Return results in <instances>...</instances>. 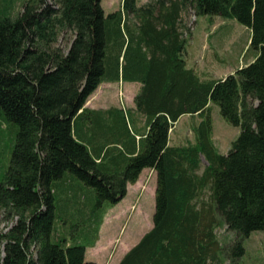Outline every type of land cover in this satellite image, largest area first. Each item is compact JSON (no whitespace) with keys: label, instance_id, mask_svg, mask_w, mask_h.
<instances>
[{"label":"trees","instance_id":"1","mask_svg":"<svg viewBox=\"0 0 264 264\" xmlns=\"http://www.w3.org/2000/svg\"><path fill=\"white\" fill-rule=\"evenodd\" d=\"M190 11L246 26L253 59L200 76L185 58ZM115 81L140 83L138 142L128 109L85 106ZM211 103L239 128L225 153ZM184 114L198 115L194 138L171 144ZM0 124L12 144L0 210L16 218L0 233V264H97L85 250L144 168L156 175L152 226L117 264L236 262L243 240L264 229V0H123L107 14L101 0H0ZM223 227L233 240L218 237Z\"/></svg>","mask_w":264,"mask_h":264},{"label":"rangeland","instance_id":"2","mask_svg":"<svg viewBox=\"0 0 264 264\" xmlns=\"http://www.w3.org/2000/svg\"><path fill=\"white\" fill-rule=\"evenodd\" d=\"M122 1L101 0V4L107 14L119 9ZM185 20L191 30L186 44L185 58L189 65L197 68L203 77H224L253 59L255 51L249 46L250 30L235 19L222 18L217 15L194 16L190 11L186 14ZM214 23L216 24L215 29L212 27ZM67 36L70 37V33ZM58 43L64 51H67L69 42L66 38L64 40L60 38ZM126 91L124 83L101 84L89 95L85 105L95 108L117 105L127 109L134 103L132 98L127 96ZM210 114L214 143L220 152L225 153L229 149L230 142L238 135L239 128L224 120L215 103L210 104ZM3 128L0 124V129ZM170 132L171 144L178 145L193 140L192 120L190 118L181 119ZM3 143L1 139L0 167L7 164L12 146L10 140L4 145ZM204 165L205 160L202 159V168ZM137 181L120 202L108 209L106 224L101 232L103 240L99 242V245H105V242H108V259L105 264H117L122 255L152 226L156 175L145 170ZM203 197L208 198L207 190L204 191ZM57 212L59 213V210ZM15 219L11 214L0 210V233L6 231ZM217 235L223 241L234 239V233L228 231L226 227L218 228ZM243 245L244 254L236 262L226 261L224 264H264V229L252 231L243 240ZM2 247L0 241V258L3 254ZM95 252L96 249H91L88 252L89 256H94Z\"/></svg>","mask_w":264,"mask_h":264},{"label":"crops","instance_id":"3","mask_svg":"<svg viewBox=\"0 0 264 264\" xmlns=\"http://www.w3.org/2000/svg\"><path fill=\"white\" fill-rule=\"evenodd\" d=\"M143 1H145V0H140V2H143ZM212 27H213V29H215L216 28V24L214 23V25H212ZM253 58V57H252ZM252 60V59H251ZM186 61H187V59H186ZM187 64H188V66H190L189 65V63H188V61H187ZM190 67H193V66H190ZM197 72H198V74L200 75V76H202L201 75V73L198 71V69L197 68H195V67H193ZM203 77V76H202ZM105 83H108V84H119L120 82H117V81H115V82H103V83H101V84H105ZM122 83H124L125 85H126V89H127V96H130L131 98H132V101H133V98H134V96H135V94L137 93V91H138V89H139V87H140V83L139 82H122ZM100 84V85H101ZM99 85V86H100ZM134 103V102H133ZM86 106V105H85ZM87 107V106H86ZM112 107H117V108H120V106H108V107H98V108H95V107H88V108H90V109H95V110H101V111H103V112H108V109L109 108H112ZM128 110H129V114L127 115L128 116V118H129V120H130V122H131V126H132V133L135 135V138H136V141L138 142L139 141V139H140V137L141 136H143V134L145 133V131L147 130V122H146V119H145V117L142 115V114H140V113H138V112H135L133 109H134V105H132V106H129L128 108H127ZM106 116H108V114H105ZM183 118H190L191 120H192V124L193 123H195V122H197L198 120H199V118H198V115L197 114H194V115H189V114H184V115H182V116H180L179 117V119L177 120V122L175 123V125H177V123L181 120V119H183ZM174 125V126H175ZM170 135H171V132H170ZM170 139H171V136H170ZM136 142V143H137ZM170 142V141H169ZM171 143V142H170ZM137 145H138V143H137ZM118 146H120V145H118ZM108 151V144L101 150V156H102V154L104 153V152H107ZM145 170H148V171H151V172H153L154 174H155V172H154V170H152V169H150V168H144L142 171H141V173H140V175H139V178L141 177V175H142V173L145 171ZM139 178H138V180H139ZM138 181H136L134 184H131V183H128L127 184V194H128V192H129V190H130V187L131 186H135V184L137 183ZM126 194V195H127ZM113 207V206H112ZM111 208V207H110ZM109 208V209H110ZM108 215V208H107V210H106V213L104 214V217H103V221H102V224L100 225V229H99V237H98V239H97V241L95 242V244L92 246V247H87L86 248V250H85V258H86V260H90V261H94V262H96L97 264H105V262H106V260L108 259V242H105V245L104 244H101V245H99V242L101 241V240H103V238H102V229L104 228V226H105V224H106V219H107V216ZM108 241V240H107ZM96 249V252H95V254H94V256H89V251L91 250V249ZM98 248V249H97ZM89 258V259H88Z\"/></svg>","mask_w":264,"mask_h":264}]
</instances>
